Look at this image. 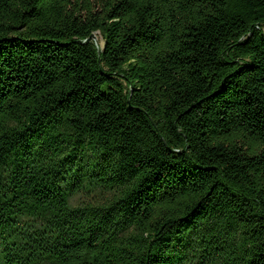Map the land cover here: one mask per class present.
I'll list each match as a JSON object with an SVG mask.
<instances>
[{"label":"trees","instance_id":"1","mask_svg":"<svg viewBox=\"0 0 264 264\" xmlns=\"http://www.w3.org/2000/svg\"><path fill=\"white\" fill-rule=\"evenodd\" d=\"M0 264H264V0H0Z\"/></svg>","mask_w":264,"mask_h":264},{"label":"water","instance_id":"2","mask_svg":"<svg viewBox=\"0 0 264 264\" xmlns=\"http://www.w3.org/2000/svg\"><path fill=\"white\" fill-rule=\"evenodd\" d=\"M91 41H94L96 45L99 46L96 34H92L91 37L85 41V43L88 44Z\"/></svg>","mask_w":264,"mask_h":264},{"label":"rangeland","instance_id":"3","mask_svg":"<svg viewBox=\"0 0 264 264\" xmlns=\"http://www.w3.org/2000/svg\"><path fill=\"white\" fill-rule=\"evenodd\" d=\"M96 36H97V40H98V44H99V46H102V47H104V42H103V38H102V36H101V34L98 32V33H96ZM83 198V197H82ZM81 198V199H82ZM84 199V198H83Z\"/></svg>","mask_w":264,"mask_h":264}]
</instances>
